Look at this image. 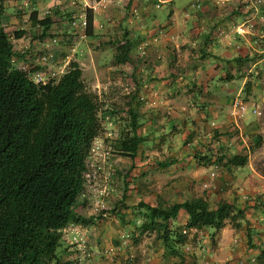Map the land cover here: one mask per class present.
I'll return each mask as SVG.
<instances>
[{
    "label": "crops",
    "instance_id": "1",
    "mask_svg": "<svg viewBox=\"0 0 264 264\" xmlns=\"http://www.w3.org/2000/svg\"><path fill=\"white\" fill-rule=\"evenodd\" d=\"M255 1L13 0L8 5L6 0L1 25L7 30L11 28L4 20L19 19L29 6L32 11L52 7L55 13L80 7L79 15L92 8L93 35L84 28L80 44L73 48L82 44L90 48L86 52L79 48L89 67L96 68L91 62L99 60L92 44L115 45L117 53V46L129 40L130 62L116 64L115 53L108 64L115 78H127L129 92L137 91L128 105L137 114L138 134L144 142L134 159L125 156L134 167L124 170L121 178L127 180L119 183L122 191L128 188L129 209L140 200L173 203L188 197L225 200L246 208L240 227L227 222L215 237L212 228L191 229L188 243L172 253L155 233L143 231L139 214L131 211L125 217L126 208L119 206L125 222L117 214L110 215L117 227L105 221L102 231L94 228L105 260L114 255L112 263L97 258L99 264H264L260 255L264 244V1ZM60 20L63 27L64 18ZM15 27L28 28V21ZM24 39L31 37L25 34L13 43ZM41 44H46L44 50L59 47L50 41ZM33 49L23 50L34 55ZM74 60L82 64L83 59ZM247 82H251L250 92H246ZM236 99L247 106L242 117L232 114ZM223 154L248 159L244 166L228 169L223 164L226 159L218 160ZM158 161H165L166 167L157 166ZM187 222L188 214L182 210L175 224ZM92 228L72 224L68 232L89 237Z\"/></svg>",
    "mask_w": 264,
    "mask_h": 264
},
{
    "label": "trees",
    "instance_id": "2",
    "mask_svg": "<svg viewBox=\"0 0 264 264\" xmlns=\"http://www.w3.org/2000/svg\"><path fill=\"white\" fill-rule=\"evenodd\" d=\"M5 11L6 0H0V19ZM53 24V14L40 17L37 9L28 18V28L7 30L0 24V264L77 262L71 245L62 243L64 231L72 224H94L108 213L101 210V214L87 217L80 212L87 203L88 159L104 128L105 104L88 88L77 61H71L61 76L45 73V82H38L35 73L46 68L42 61L46 52L35 59L36 64L24 68L20 64L27 59L30 48L20 50L13 43V39L25 36L28 29L39 27V38L33 36L43 40L51 36ZM84 28L87 35H93L92 8L86 9ZM125 40L117 46L116 64L130 62V42ZM250 90L251 82H247L246 92ZM128 96L130 102L135 100L137 91ZM129 110L131 132L121 135L113 148L134 159L144 140L138 134L141 124L137 114ZM111 112L115 113V109L111 108ZM247 159L240 154H223L218 158L228 169L244 166ZM157 164L166 167L165 161ZM127 193L128 188H123L120 199L109 197L113 205L110 211L123 221L118 208L121 203L125 208L131 207L125 202ZM132 209L142 218L143 231L155 233L172 253L188 243L191 229L212 228L215 237L227 222L238 228L246 217L244 207L203 197L173 203L163 199L140 200ZM182 210L188 214V222L176 226ZM260 255L264 258V244Z\"/></svg>",
    "mask_w": 264,
    "mask_h": 264
},
{
    "label": "rangeland",
    "instance_id": "3",
    "mask_svg": "<svg viewBox=\"0 0 264 264\" xmlns=\"http://www.w3.org/2000/svg\"><path fill=\"white\" fill-rule=\"evenodd\" d=\"M7 1L8 5H10L11 2L9 1L13 0ZM14 3H16V1H14ZM79 8L80 7H76L75 9L71 10V12H67V8L64 7L63 10L55 13V10H53L52 7L44 6L43 9L39 11L40 17H44L49 13L53 14L54 12L55 24L53 25L54 28H52L50 31L51 36L47 37V40L38 39L41 41L39 43V41H35V37L39 38L38 34L41 33L42 28L39 27L34 30L28 29L27 34L31 37L30 41L24 39L22 42H16V46H18V49L20 50L24 48L26 49V47L30 49L34 48L33 50L35 54L33 55L29 53L27 59L25 58L23 63L20 64V66L22 65L24 68H30L32 64H36L35 59H37V57H39L42 53L48 51L50 48L52 57L50 58L49 63L44 64L46 67L45 71H41V73L44 72L43 74L48 73V76H50L52 73H54V75L61 76L63 73H65L71 61H75L74 59H77L78 57L83 59L81 60L82 64L79 62L78 63L83 69L84 80L88 88L98 95L101 103L105 104L102 110V114L104 115L105 119L104 128L100 137L96 139L91 155L88 159L86 184L87 200H85L87 203H85V205L80 208V212L87 217L101 214V210H107L108 213H104L103 219L99 218L95 220V223L99 226L96 224H91L93 226V232L89 237H86L82 234L80 235V231H78L80 237L76 242L72 240V235L74 232H68L69 230H67L64 231L62 243L64 246L71 245V247H77L76 249L72 250L73 259L77 260V262L75 261L71 264H99V262L95 261L99 257L101 258L99 261L102 263H112L114 255H112V259L108 258L105 260L106 257L104 258V256L101 254V248L99 245L101 243L99 241L101 240L97 239L98 236L95 233V229L99 228L97 231L100 229L102 231L105 221L110 222L112 227L114 226L112 223L113 217L110 215L115 214H112L113 212L110 211L112 210L113 205L111 204L112 200L109 197L112 196L113 199H120V196L123 195L122 188H119V183L122 182L123 177L121 178V176L124 175L125 169H129L131 161L130 158L124 157L122 154H118L113 147L115 141L121 137V135H126L127 133L131 132L130 122L132 120V113L129 109L132 108H130L128 105V101L130 99L128 95L132 92H129L130 85L127 78L123 76L122 77L124 79L121 77L115 78L113 75L114 70L109 69L110 66H108V64L113 62V56H115L116 53V48L114 47L115 45H102V43L92 44V46H94L93 49L96 50V54H98L99 57V60L95 59L96 61L91 62L92 64H96V68L89 67L87 65L88 61L84 59L87 58V56H85L86 54L82 55V50H79V48L82 47L85 48V52L88 51L90 48L86 44H82L77 50H73L77 44H80L82 36L81 30L84 29V26L81 24V20H76L78 19L77 17L79 15ZM31 11L32 9L29 6L25 12L20 13V16L18 17L19 19H14L13 22L11 19H5L4 22L11 29L17 25L25 26ZM60 18H64V22H61L63 23V27L60 26ZM69 26L74 28H70ZM33 34L36 36L34 37ZM65 37L69 38L66 39ZM71 37H73V39L69 40ZM55 38L59 39V42L54 43L53 39ZM45 41H50L54 43L53 45L57 44L59 47L55 50H52L54 46L51 45L44 50L46 44L41 43ZM34 52L32 51V53ZM100 59L101 61H105L103 62L102 66L100 65ZM111 108L115 109V113L111 112ZM261 162L264 166V158ZM244 170L246 169L244 168ZM124 205L125 204L122 203L120 204L122 208H125ZM128 209L129 208L125 209L127 211L125 213V217L128 215L127 213H131V211L133 212L132 208L129 210ZM111 226H109V228H111ZM68 228H70V226ZM111 245L114 246L113 239ZM68 249L70 248L68 247ZM67 258L68 256L65 255V259Z\"/></svg>",
    "mask_w": 264,
    "mask_h": 264
},
{
    "label": "built area",
    "instance_id": "4",
    "mask_svg": "<svg viewBox=\"0 0 264 264\" xmlns=\"http://www.w3.org/2000/svg\"><path fill=\"white\" fill-rule=\"evenodd\" d=\"M264 0H256L255 3L257 4H261ZM85 11H82L81 14L79 15V20H81V24L83 26L86 25V14L84 13ZM85 14V15H84ZM75 24V23H74ZM251 28L254 27L253 24L250 25ZM66 39H68L69 37H65ZM53 42L54 43H57L59 42V39H53ZM52 57V54L48 51L46 52L45 54H43V57H42V61L44 64H47L48 61L50 60V58ZM35 77H36V80L38 82H45V74L41 73V71H38L35 73ZM247 110V106L245 103H243V101H241L240 99H236L233 103V108H232V114L235 116V117H242L245 112ZM254 112H257L258 114H261L260 111H257V108L254 109ZM80 235L79 233L72 236V240L73 241H78Z\"/></svg>",
    "mask_w": 264,
    "mask_h": 264
},
{
    "label": "clouds",
    "instance_id": "5",
    "mask_svg": "<svg viewBox=\"0 0 264 264\" xmlns=\"http://www.w3.org/2000/svg\"><path fill=\"white\" fill-rule=\"evenodd\" d=\"M85 12H86V10H85ZM79 19V18H78ZM75 23V22H74Z\"/></svg>",
    "mask_w": 264,
    "mask_h": 264
}]
</instances>
